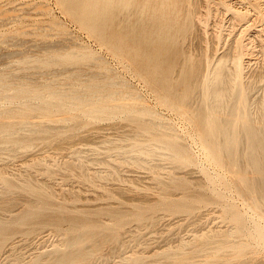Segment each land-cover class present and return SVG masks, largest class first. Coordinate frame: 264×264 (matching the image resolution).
I'll list each match as a JSON object with an SVG mask.
<instances>
[{"label":"rangeland","instance_id":"374dc122","mask_svg":"<svg viewBox=\"0 0 264 264\" xmlns=\"http://www.w3.org/2000/svg\"><path fill=\"white\" fill-rule=\"evenodd\" d=\"M152 1L159 7L168 0ZM169 1L172 11L170 17H176L178 22L171 31L158 34L157 46H162L163 50L177 51L176 62L184 63L187 59L197 62L202 58V62L207 61L211 68L222 63L228 74L238 72L240 90L242 93L246 92L248 96V99L244 98L243 94L242 98L246 101L240 98V104L249 103L247 104L249 106L245 104L247 106L245 109V105H240L238 100L237 104L240 105L238 110L241 107L243 108L241 113L246 111L257 114L256 103L262 101L264 95V28L262 26L264 15L263 19L261 16L262 12L264 14V0ZM115 7V2L109 5L106 30L126 31L128 27L124 21L115 19L112 22ZM183 12L187 17L183 16L185 15ZM182 18L184 20L187 18L185 24ZM140 29L142 31V28ZM146 37L147 35L143 33L137 44L141 51L147 49L150 41V38L146 39ZM237 56H239L238 61L235 59ZM51 57L58 59V63L45 67L39 62L41 59ZM0 75L7 76L14 83L23 81L35 87L52 84L62 89H69L72 84L82 85L106 78L115 79L118 86L114 87V90L140 97L139 104L132 107L134 111L132 114L138 115L144 109L153 110L157 114V119L146 115L143 120L163 122L168 126V130L161 128L160 130L165 133L169 131L167 133L171 135L170 137L173 135L176 137H173V141L169 139L172 144L175 140L176 143H181V146L184 143L185 147L183 145L182 148L191 152L193 159L195 157L193 163L190 161L191 164L190 162L181 164L179 161L177 164L175 160L167 161V157L159 156L152 159L156 168L151 170L138 168L132 162H127L129 165H126V162L122 161L123 164L120 160L126 149L129 150L136 142L145 144L154 142L158 138L155 134L142 131L139 121L131 120L129 115L123 113L108 118H92L78 111H72L77 117L68 122L43 121L50 127V132L33 135V139L27 130H21L15 138L25 143L29 142L32 147L25 149L26 151L22 148L20 150L23 151L13 154L9 152L0 154V210H2L0 231L10 239L6 249L2 251H6L4 253L7 255L1 252L3 256L0 260L6 258L5 260L8 261L11 250L15 249L18 252L19 248L21 249L19 251L25 253V256L21 253L24 261L28 259L29 263L33 258L40 261V257H46L41 259V262L38 261L39 264L52 262L57 256L59 257V254L71 255L77 251H82L89 257H85L86 260L83 258L84 261L79 258L76 260L78 262L74 260L69 264H125V261L126 264H132L138 259L135 264H177L176 262L178 264H264V237L257 229L259 226L264 227V214L258 213V216L255 210H251L248 204L252 199L249 198L250 195L239 189L240 184L233 170L231 172L226 168H219L208 156L207 145L191 119V116L196 115V102L191 99L189 115L180 114L162 104L160 101L162 91L151 81L139 76L130 57L123 52L116 54L111 44L103 43L92 31L82 27L68 13L60 0H0ZM175 75L174 73L173 76ZM258 85L260 86L257 87ZM166 95H169V92ZM196 95L195 93L194 97ZM1 105L10 106L3 100H0ZM237 118V121H240L239 116ZM7 121L12 123L13 120ZM137 133L142 135L138 136ZM178 144L174 145L178 146ZM242 145L244 146L245 143L243 142ZM245 146L244 149L241 147L240 149L245 150ZM116 153L121 154V158H118L119 155ZM106 156H111V159H106ZM113 156L116 157L114 159L117 161L116 164L112 160ZM81 157L85 161L82 159L80 161ZM75 159L78 160L74 162ZM95 159H101L100 164L97 165ZM103 159L107 162H103ZM79 162H85V166ZM108 162L110 163L107 164ZM67 164L71 165L67 168ZM157 165L166 166V168L162 166L165 169L162 174V168L159 169ZM112 166L116 170L114 167L112 170ZM73 167L84 170L73 171ZM172 168H176V171ZM235 168L237 170V167H234V170ZM171 171L178 173L173 174ZM4 179L10 182L11 190ZM25 181L28 182L29 187L24 186ZM37 194L42 199H37ZM31 195L36 197L32 198ZM2 199L6 200L2 201ZM10 200L13 201L10 203L13 205L7 206ZM48 201L52 202L48 203ZM43 207L44 209H41ZM6 209L8 211L4 212ZM24 212L25 214H21ZM17 215H23L22 219ZM55 215L58 216L57 219ZM63 216L65 219L69 218L62 221L66 226L59 221L64 219ZM41 219L42 221L45 219L43 221L45 223ZM28 222L30 225L25 224ZM237 223L240 225L238 226ZM64 227L68 228L64 229ZM249 228H252L250 230L256 236L248 230ZM98 230L101 233H97ZM235 232L236 234L240 232L237 234L239 237L235 236ZM88 234L92 237L88 238ZM76 235H81L80 242H77L79 245L69 247L61 240ZM83 236L88 239L85 240ZM207 237H211L208 242L213 239V244L210 242L207 248H203L204 251L201 248L198 250L199 241L207 240ZM240 237H244L242 241L239 240ZM214 238L217 242L220 238L222 243L221 240L216 243ZM83 239L86 243L84 245H82ZM96 239L99 247L104 245L100 249ZM59 242H63L62 245ZM238 244L240 247L241 244L243 245L241 250L238 247L235 249ZM211 248L213 252L209 250ZM184 249L187 250L186 253ZM55 250L58 251L56 255H54L57 253ZM182 257L191 260L184 262L180 259ZM5 260L0 261V264H4Z\"/></svg>","mask_w":264,"mask_h":264},{"label":"bare ground","instance_id":"6f19581e","mask_svg":"<svg viewBox=\"0 0 264 264\" xmlns=\"http://www.w3.org/2000/svg\"><path fill=\"white\" fill-rule=\"evenodd\" d=\"M60 1L64 5V7L68 11V13L82 27H84L85 29H88L89 31H92L94 33V35H96L99 39H101V41L103 43L111 44V46L115 50L116 54H120L121 52H123V53H126L130 57V59L134 65L137 73L139 74V76L147 79L148 81H151L152 83L155 84V86L159 90L162 91V94L160 96V101L162 104L169 106L170 108H172L173 110L177 111L180 114L189 115V110H190L189 104H190L191 99H192V101H194V103L196 102V104H197L196 115L191 116V119L196 124L198 133L202 136V138L204 139V141L207 145L206 151H207L208 156L211 158V160L219 168H226L227 170H229L231 172L233 170V173H234L238 183L240 184L239 189L242 190L244 193L250 195L249 198L252 199L249 204L247 203L248 205L251 206V208H252L251 210H255L257 212V214L258 213L262 214V212L264 214V95H263L262 101H259L256 103L257 114L256 113L252 114V112L246 113V111L241 113L240 111L243 108L240 107L239 108L240 110H238V107L240 105H245V104L247 105L249 103L245 102L244 104H240V98H242V95L244 94L245 97H244V95H243V97L244 98L247 97V99H248V96H246V94H245L246 92L242 93L240 90V84L241 83L239 84L240 80L238 81V78H237L238 72H236L235 74H228L226 71L225 65H223L222 63L220 65H218L217 67L211 68V66L207 64V61L202 62L203 61V60H201L202 58L200 59V61L198 60L197 62H192L191 60H188V59L186 61H184V63H181V61L176 62V56L178 54L177 51L173 52L170 50H163V49H161L162 46H157L158 42L156 43V38L158 37V34L163 33L165 31H171L174 28V26L177 25V22H178L176 17H170V14L172 13V11H171V8L169 7V3H168V2H170L169 0L167 1V3L166 2L162 3V5L159 7H157L158 5L156 6V3H153L152 0H142V1H137V0H60ZM113 2H115L116 7H115V13H114V18L112 19V22L115 21V19H118L121 22L124 21L125 23H127V27H128V29L126 31L111 32V31L106 30V27H108L107 26L108 25V22H107L108 16L107 15L110 12L109 11V5ZM178 3H179V1H178ZM182 7H184V6H182ZM175 8H176V6H175ZM259 9H260V7H259ZM44 10H46V8ZM192 10H193V8H192ZM188 12L190 13V11H188ZM261 12H262V10H261ZM183 14H185V13L183 12ZM259 14H260V12H259ZM47 15H49V14H47ZM263 15L264 14L262 12V14H261L262 19H263ZM133 16H135V17L132 18ZM183 16H186V14ZM186 19L185 20L183 19L184 24H185ZM260 22H261V20H260ZM262 23H263L262 26L264 28V20L262 21ZM185 27H186V25H184L183 28H185ZM140 28H142V31ZM22 31H25V30H22ZM143 33L145 35H147L146 39L150 38V41L147 45V49H145L144 51L143 50L141 51L137 47V44H139L141 37H143ZM60 50H61V48H60ZM138 54L141 55L142 57L140 58ZM240 57H241V52H240ZM235 59L238 61L239 56H237ZM58 61H59L58 59L51 57V58H47V59H41L39 62L43 66L48 67L52 64L58 63ZM208 61H209V59H208ZM210 62H211V60H210ZM241 72H242V70H241ZM33 73L36 74L37 72H33ZM174 73L176 74L175 76H173ZM40 74H43V73H40ZM177 75L179 76V78H177ZM240 76H241V74H240ZM71 77H74V76H71ZM251 85H253V84H251ZM117 86H118V82L115 79H107L106 78V79L100 80L99 82H97V80L93 81L90 84H82V85L72 84L71 86H69V89L56 88L52 84H46V85L43 84L42 86L35 87V86L29 85L23 81L21 83L11 82L10 78H8L7 76L0 75V100H3L5 103L10 104L9 107H3L5 105L0 106V154L2 152H9V153L13 154V153H16L17 151H23L25 149L32 147V145L29 142L25 143V142H22V141L18 140L17 138H15L16 134L19 133L21 130H27V132L30 133L32 136L40 134V133H49L51 129H50V127H48V125H45L43 123V121L68 122V121L77 117L75 114L72 113V111H78L80 114H82L84 116H89L92 118H108V117H113L117 114L123 113V114L129 115L131 120L139 121L141 123V130L142 131H144L146 133L149 132L152 135L155 134L158 137L154 140V142H149V143H145V144L141 143V142H136L135 144L132 145V147L129 150L126 149L127 151L125 150V153L121 152L122 155L121 154L120 155L122 156V158L120 157L119 154L116 153L117 155H119V157L118 156L117 157L121 158L120 161L126 162V165L128 164L127 162H132V164H134L138 168H141V169L142 168L143 169L150 168V170H151V168H154V167L156 168V166L153 165L154 161L152 159L156 158V157L159 158V156L167 157L168 158L167 161H169L171 159V160H173L172 162H174V160H175L176 161L175 163H177V164H178V161L181 164H183L185 162H190V161L193 163L195 161L194 160L195 157L193 159L190 155L191 152L189 153L187 150H185L186 148L185 149L182 148L184 143L182 146L180 145L181 144L180 142H182V141H179L180 144H178V143H176V140H175L174 144H176V145L178 144V146H176V145L172 144V142L169 140V139H171L173 141V137L174 138H176V137L174 135L172 137H170L171 135L167 133L169 131H167L165 133L162 130H160V128L168 130L167 125H165L161 121H159V122H152V121L145 122V120H143V117L146 115L152 116L153 118L157 119L156 118L157 114L153 110L144 109L138 115L132 114L134 112L132 107L139 104L140 97L134 96L130 93L121 92L119 90H114L113 88L117 87ZM244 86H245V84H244ZM244 86H243V88H245ZM259 86L260 85H258L257 87H259ZM154 92H155V90H154ZM168 92H169V95H166ZM243 92H244V90H243ZM163 93H165V94H163ZM195 93L197 94L196 97H194ZM238 100H239L240 105L237 104ZM242 100H244V99L242 98ZM244 101H246V100H244ZM246 105H245V109L247 106H249V105H247V106ZM237 111H239L240 114ZM244 113H246V114H244ZM159 115L160 114H158V116ZM238 116H239L240 121H237ZM9 119L13 120L12 123L7 121ZM238 122H240L239 123L240 125L238 124ZM137 135L141 136L142 134L137 133ZM33 138H34V136L31 139H33ZM178 138H180V137H178ZM243 142L246 145V146L244 145L246 147L245 150H243L244 149L243 148L244 146L242 145ZM184 147H185V145H184ZM240 147L243 149L241 150ZM22 148H24V149L20 150ZM163 150L166 152H163ZM9 156H10V154H9ZM108 156H106L107 158L106 157L105 158L111 159V156L110 157H108ZM95 157H96V155H95ZM115 158L116 157H114L112 160H114ZM79 159H80V161L84 160L82 157ZM76 160H78V159H75L74 162H76ZM95 160H97V159H95ZM100 160L99 159L97 160V162H98V163L96 162L97 165L100 164L99 163ZM116 160H119V159H116ZM163 160H165V159H163ZM93 161L94 160H92V162ZM102 161L104 162L106 160L103 159ZM102 161H101V163H102ZM50 162H48V163L51 164ZM115 162H117V161L114 160V163ZM191 162H190V164H191ZM39 163H41V162H39ZM79 163H81V162H79ZM82 163H83V165L85 164V162H82ZM109 163L110 162H108L107 164H109ZM42 164H45V163H42ZM68 164H67V168H68V166L71 165V164L70 165H68ZM93 164H95V163L93 162ZM104 165H106V163ZM84 166L81 165V167H83V168H84ZM131 166H133V165H131ZM162 166L157 165V167H159V169L162 168ZM113 167L114 166L111 167L112 170H113ZM117 167L120 168V166H117ZM163 167L166 168L165 165ZM234 167H237V170L235 168L236 171L234 170ZM63 168H64V166H63ZM176 168H172V169H174L176 171ZM72 169H74L73 171H76L77 169H78V171L84 170V169L80 170L81 168L76 169L74 167ZM114 169H115V167H114ZM163 169L164 168H162L161 174L163 173ZM172 169H169V171ZM101 170L103 172H105V170H103V169H101ZM106 170L108 171V169H106ZM119 170L120 169H118V171ZM67 171H69V170H67ZM164 171H165V169H164ZM2 172H4V171H2ZM96 172L98 173V171H96ZM109 172H108V174H110ZM174 172H172V173L174 174ZM122 173H124V172H122ZM176 173H178V172H175V174ZM65 174H67V172ZM69 174H70V171H69ZM102 174H104V173H102ZM228 174H229V172H228ZM3 175H4V173H3ZM89 177H91V175ZM89 177H88V179H89ZM120 177H121V175H120ZM66 178L67 177H65V179ZM32 179H34V178H32ZM91 179H92V177H91ZM104 179H106V178H104ZM64 181H66V180H64ZM96 181H97V179H96ZM4 182L8 185V188L11 190L12 186H10V182L8 181V179H4ZM2 186H4V184ZM24 186L29 187L28 182L25 181ZM63 186L65 187V185H63ZM36 188L39 189L38 187H36ZM25 190H27V189H25ZM7 194H8V192H7ZM22 194H25V193H22ZM14 195H16V194H14ZM47 195H49V194H47ZM5 196H6V194H5ZM31 196L33 198L34 195H31ZM36 196H37V199H42L40 196H38V194ZM36 196H34V197H36ZM11 197H12V195H11ZM11 197H8V198H11ZM38 197H40V198H38ZM45 197L50 198L48 196H45ZM4 200H6V199H2V201H4ZM12 200L14 201V199H12ZM44 200H41V201H44ZM13 201H11V200H10V202L5 201V204L7 202V206H9V204L13 203ZM38 201H40V200H38ZM51 202L48 201V203H51ZM39 203L43 204L42 202H39ZM5 204H4V206H5ZM10 205L12 206L13 204H10ZM33 205L35 207V204H33ZM34 207H32V209ZM5 208L9 209V207H5ZM5 208L2 207V209H5ZM61 208H63V207H61ZM41 209H44V207ZM0 211H2V210H0ZM5 211H8V210L6 209V210H4V212ZM25 212H29V211H25ZM25 212L21 213V214H25ZM34 214L37 215V213H34ZM259 214H258V216H259ZM19 215H17V216H19ZM46 215H48V214H46ZM52 215H54V214H52ZM251 215H253V214H251ZM21 216H23V215H21ZM21 216H19V217L21 218ZM55 216H57V215H55ZM55 216H53V217H55ZM36 217H38V216H36ZM53 217H51L52 219L50 218L52 221H54ZM59 217H60V215H59ZM57 218H58V216L56 217V219ZM63 218H64V216H63ZM254 218H255V216H254ZM38 219H40V218H38ZM66 219L69 220L68 217H66ZM66 219L64 218L63 220H59V221L61 222L62 225L66 226V224H63V222H62L64 220L66 221ZM248 219H249V217H248ZM7 220H10V219H7ZM27 220H31V219H27ZM41 221H42V219H41ZM52 221H50V222H52ZM248 221H247V223L249 225ZM256 221H254V222H256ZM243 222H244V218H243ZM257 222H260V221H257ZM43 223H45V222H43ZM8 224L9 223H7V225ZM25 224H29V222L25 223ZM55 224H57V223H55ZM121 224H122V222H121ZM237 224H235V225H237ZM40 225H42V224H40ZM239 225L240 224H238V226ZM68 226H70V225H68ZM249 226H251V224ZM245 227H247V226H245ZM2 228L3 227H1V229ZM65 228H68V227H64V229ZM236 229H235V231H237L239 228L237 230ZM250 229H252V228H249L248 230H250ZM257 229L260 231V233H261L260 235H262L264 237V227L259 226V227H257ZM253 230H254V227H253ZM240 231H241V229H240ZM99 232L100 231L98 230L97 233H99ZM242 232H243V230H242ZM245 232H246V230H245ZM250 232H251V230H250ZM256 232H257V230H256ZM65 233L67 234V232H65ZM65 233H64V236H66ZM228 233H229V231H228ZM239 233L240 232H238L237 234H239ZM235 234H236V232H235ZM237 234L235 236H237ZM252 234H254V236H256L254 232ZM8 235H10V233ZM68 235H69V233H68ZM6 236H7L6 234H4L0 231V253L4 249H6L5 247L8 244V240H10ZM93 236L96 238L95 234ZM204 236L205 235H203V237ZM87 237L89 238L92 236H89V234H88ZM109 237L110 236H108V238ZM213 237H215V235ZM225 237L226 236H224V238ZM227 237H229V236H227ZM237 237H239V236H237ZM80 238H81V235H76V236H71V237L67 238L66 240H64V238H62L61 240H63L65 242V244H67L66 246L70 247V246H74L76 244L79 245V243H77V242L80 240ZM88 238L84 237L85 240ZM101 238H102V236H101ZM195 238L196 237H194V239ZM210 238L207 237V240H200L199 243L197 242L198 243V245H197L198 250H200L199 248H201V250H203L204 247H206L207 245L209 246V243L212 242V240H213V239H211L210 242H208L209 241L208 239H210ZM243 238L244 237H240V239L239 238L238 239L241 240ZM84 239H83L82 245H84V243H85ZM215 239L216 238H214V241H216V243H219L220 242L219 240H221L222 237H221V239L218 238L219 239L218 242ZM229 239H231V238H229ZM93 240H94V238H93ZM98 240H99V238H98ZM94 242H95V240H94ZM96 242H97V239H96ZM102 242H103V239H102ZM109 242L107 244H109ZM237 242L238 241H236V243ZM62 243L63 242H61V243L59 242V244H61V245H62ZM220 243H222V240ZM212 244H213V242H212ZM212 244H211V246H212ZM233 244H234V241H233ZM242 244H243V242H242ZM242 244H241V247L239 244H238L239 246H235V249H236V247H238V248H240L239 250H241V248L244 245V244L243 245ZM12 245H13V241H12ZM102 245H100V246L102 247ZM135 245H137V243ZM13 246H12V248H15ZM97 246H98V242H97ZM187 246H189V244ZM226 246H228V245H226ZM101 247H99V249ZM65 248H67V247H65ZM233 248H234V246H233ZM63 249L64 248H62V250ZM96 249H97V247H96ZM19 250H21V249L18 248V252H16L15 249L11 250V255H10L8 261H6L5 260L6 258H5L4 260L6 262H3V263L4 264H27L28 259L26 261H24L23 255H21V253H22L25 256V253H23L22 251H19ZM65 250L66 249H64V251ZM80 250H81V247H80ZM91 250H95V249H91ZM97 250H96V252H97ZM205 250H207V249H205ZM209 250H211L213 252L212 248ZM44 251H47V250L44 249ZM49 251H51V250H49ZM55 251H57V250H55ZM66 251H68V250H66ZM185 251H187V250L184 249V253H186ZM193 251L195 252L196 250L194 249ZM203 251H201V253H204ZM4 252H6V251H4ZM4 252H2V253L5 255L6 253H4ZM54 252H53V254H54ZM212 252H208V253H212ZM237 252H239V251H237ZM61 253H63V251H61ZM72 253H73V251H72ZM83 253H82V251H77L71 255H68V254H61L60 255L59 254V257L57 256L52 262L48 261L46 264H69L70 262H73L74 260L75 261L79 260V258H82V259L84 258L86 260V258L89 256H87L85 253L84 254ZM86 253H87V251H86ZM169 253H171V252H169ZM172 253H174V252H172ZM189 253L190 252H188L187 254L189 255ZM241 253H242V251H241ZM56 254H58V251L54 255H56ZM180 254H181V252H180ZM214 254L216 255V253H214ZM50 255H51V253H49V256ZM88 255H89V253H88ZM2 256L3 255L0 254V258ZM43 256H46V255L43 254ZM123 256L124 255H122V257ZM32 257H34V256H32ZM36 257H37V255H36ZM39 257L40 256H38V258ZM26 258L27 257H25V259ZM43 258H46V257H43ZM43 258L40 257L39 258L40 261L37 258L36 259L33 258L30 260V263H31V261L35 260L37 262L33 261L32 264H39L38 261L41 262V259H43ZM125 258H127V257H124V259ZM84 259H83V261H84ZM132 259H133V257H132ZM180 259L181 260L183 259L184 262L185 261L187 262V260H189L190 258L182 257ZM4 260H0V261H4ZM126 260H128V259H126ZM131 261H133V260H131ZM138 261H139V259H138ZM138 261H135V263ZM76 262H78V261H76ZM124 263L126 264V261ZM127 263H128V261H127ZM135 263L133 262L132 264H135ZM176 263L178 264V262H176ZM191 263H192V261H191ZM74 264H76V263H74ZM244 264H246V263H244Z\"/></svg>","mask_w":264,"mask_h":264}]
</instances>
